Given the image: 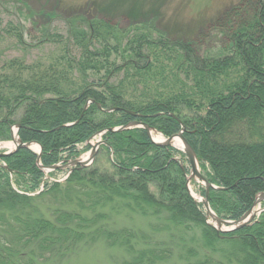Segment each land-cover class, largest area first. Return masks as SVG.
I'll return each mask as SVG.
<instances>
[{"label": "trees", "instance_id": "1", "mask_svg": "<svg viewBox=\"0 0 264 264\" xmlns=\"http://www.w3.org/2000/svg\"><path fill=\"white\" fill-rule=\"evenodd\" d=\"M256 1L259 40L264 42V0ZM153 21L120 31L109 21L67 20L65 41L72 38L79 56L75 65L67 54L60 60L66 70L76 69L84 77L80 83L64 73L0 75L1 140L8 138L11 126L19 125L18 138L40 145L39 164L47 168L75 159L78 145L106 131L102 150L111 155L109 172L72 168L62 183L48 179L59 170L45 177L29 149L2 159L0 264L62 259L81 245L97 242L122 253L120 264L165 263L175 252L185 264H264V212L246 227L217 235L205 224L202 206L188 196L187 170L176 162V149L154 145L143 128L108 131L138 122L170 137L182 125L198 163L213 172L203 171L207 182L219 188L208 192L211 210L223 220L240 219L264 191V63L257 65L258 50L248 51L254 29L232 31V58L199 59L187 44L169 49ZM152 33L160 40L151 39ZM161 52H171L178 72L193 83L187 88L180 82L185 90L180 95H171L175 89L164 85L161 69L158 73L151 68ZM89 71L103 76L87 83ZM122 71L124 78L112 84L109 79ZM173 82L178 84L177 78ZM160 83L164 93L159 92ZM112 108L116 110L105 112ZM202 109L204 116L199 115ZM39 203L47 209L42 211ZM111 217H139L147 221L150 233L108 229ZM199 247L219 255V261L204 258Z\"/></svg>", "mask_w": 264, "mask_h": 264}, {"label": "rangeland", "instance_id": "2", "mask_svg": "<svg viewBox=\"0 0 264 264\" xmlns=\"http://www.w3.org/2000/svg\"><path fill=\"white\" fill-rule=\"evenodd\" d=\"M258 8L256 0H0V75L11 76L18 74L28 78L31 75H40L43 72H48V74L64 73L63 75H66L69 81L80 83L84 77H81L76 69L66 70L65 62L60 60L61 56L63 57L67 54L68 61L75 65V61L78 59L79 53L73 45L72 38L68 43L65 41L68 28V24L66 25L65 23L69 19L80 17L85 18L86 21L95 19L105 22L109 21L120 31L126 30L130 26L134 27L150 20L153 21V18H155L153 21L155 24L154 28L163 33V41L171 44L169 49H173L171 46L176 47L178 44H187L185 46H189L190 49L193 48L194 51L199 53V55L195 54L199 59L232 58L234 56L232 52L234 49L231 39L232 31L237 32L238 29L253 28L254 30L251 33L252 35L254 34V44L248 47V51L252 54L254 50H258L259 59L256 62L260 63L257 65H261V62L264 63V42L259 40L260 28L257 23L260 18L258 17ZM111 11L124 13L129 11L132 17H130V14L129 16L126 14L111 15L109 14ZM131 12L138 15H133ZM228 21H230V24L226 28ZM78 24L77 22L74 26L78 27ZM75 29L78 31V28ZM115 34L121 37L120 33L115 32ZM131 35L133 33L129 31L127 36L131 37ZM56 36L58 38L55 39ZM151 36V39L154 40L159 38L154 33ZM43 39L45 40L43 41ZM95 40L96 38L94 37L92 41L94 42ZM257 40L259 41L255 44ZM65 47H67V51L64 50ZM99 47L100 45L94 46V48ZM158 59L157 62L152 61L151 68L153 71L161 69L164 75L162 76L164 85L175 89V92L173 91L171 95H180V93L185 91L184 87L179 84L180 82H184L187 88L193 86V83L188 78V80H185L183 74L178 72L179 69L171 56V52H161ZM121 61L117 60L116 64L123 65ZM10 64L13 66L9 67ZM261 66L264 67V64ZM124 71L113 75L109 81L117 85L124 78ZM161 71L158 73H161ZM232 73L235 72L232 71ZM102 76L103 72L100 74H95L93 71L86 72L85 82H96ZM176 78L178 84L173 82ZM164 85L160 83V93H164ZM203 105L206 106V104ZM180 107L182 109L184 105ZM184 111L185 113L193 112V110ZM199 115H205L204 109L199 112ZM180 131L181 127L178 132ZM151 135L155 141L168 138L159 131H155ZM97 139L98 137L95 138V140ZM0 145V153L14 146L10 130L6 140L0 139ZM31 150L37 152L35 147L31 148ZM77 150L80 151V149ZM89 153L90 149L86 150L83 148L76 156L78 158L77 161L85 159ZM178 153L180 156L177 155L174 158L179 166L187 170L185 172V188L186 185L189 187V191H191L195 200L190 197L187 191L188 196L192 202L196 203L198 196L200 197L204 192V186L198 180L189 179V163L181 151H178ZM110 157V154L102 150V147H99L96 156L88 167L93 166L92 168L99 172H109L110 165L108 160H110ZM70 168L71 166H68L59 173H54L50 177V181L59 182L63 180L70 174ZM197 168L204 178L205 172H212L206 163H198V160ZM43 173L45 177L48 176L45 170H43ZM254 201L246 213L250 212ZM38 206L42 211L47 209V206L43 203H39ZM255 208L263 209L264 202H260ZM111 218L113 220L110 219L109 222L111 223L108 229H113L112 227H127L135 231L138 230V232L150 233L147 221L139 217L131 220L120 217ZM208 222L210 223V221ZM205 224L207 225L206 222ZM198 253H203L204 258L209 257L214 262L219 261V255L212 254L208 249L199 247ZM122 257V253L108 250L101 242H97L95 245H81L62 259L53 258L37 264H120L123 260ZM159 264H185V262L180 260L175 252L171 261ZM224 264L236 263H228L226 260Z\"/></svg>", "mask_w": 264, "mask_h": 264}, {"label": "water", "instance_id": "3", "mask_svg": "<svg viewBox=\"0 0 264 264\" xmlns=\"http://www.w3.org/2000/svg\"><path fill=\"white\" fill-rule=\"evenodd\" d=\"M89 103L90 102H88L87 105ZM84 109H86V107ZM114 110L115 109L106 110L105 112L109 113V112H112ZM128 113L133 115V113H131V112H128ZM76 123L77 122H74L72 124L63 125L62 128L73 126ZM132 128H143V129H145L150 141L154 145L164 146V147H172L178 151H181L186 156V159H187V161L189 163V167H190L189 179L190 180L191 179L198 180L204 186V193H205L204 197H200V201H195V202L202 205V207L204 209V216H205V221H206L207 225L210 226L217 234L229 233V232L241 229L243 227H246L250 223H252L253 219H255L257 216H259L260 213L264 212V208L263 209H260V208L256 209L255 208V206L259 205L260 202H264V192H262V193L258 194V196L255 198L254 204H253L250 212L246 213L240 219H238L236 221H228V220H223V219L218 218L209 207L207 195H208V192L210 189L219 190V188L214 187L213 185L208 183L207 180L199 173L198 168H197L196 155H195L193 149L190 147V145L187 143V141L182 136V133L184 132L183 126L181 125V131L180 132H178L177 134H175L169 138H165L161 141H155L152 138L151 134L154 133L155 130H153L152 128L148 127L145 124L138 123V122H131V123L127 124L126 126L108 129V131H110V132H121V131H124L127 129H132ZM18 129H19V125L16 124L13 126V128L10 132V136H11V139L14 143V147L12 149H8L7 152H5V153H0V159L11 156L12 154L16 153L19 149H22V148L31 149L33 147H36L38 150V153H37L38 154L37 163H38L39 158H40V154H41L40 145H38L37 143H33V142L32 143H22L17 136V130ZM97 134H102V133H97ZM93 137H91L88 140V142ZM175 142H177L179 144V147L176 146L177 144ZM102 144L104 145V143H102V142H96L94 145H90L91 152L86 157L85 162L77 161V160L71 161V162L67 163L68 165L66 164L64 166H51V167L46 168V170L51 171V170H55L58 168H64L67 166L85 168L93 161L94 157L96 156V154L98 152L99 147ZM186 190L189 192L190 197L192 199H194L193 195H192L191 191H189V187L187 185H186ZM208 221H210V223Z\"/></svg>", "mask_w": 264, "mask_h": 264}, {"label": "bare ground", "instance_id": "4", "mask_svg": "<svg viewBox=\"0 0 264 264\" xmlns=\"http://www.w3.org/2000/svg\"><path fill=\"white\" fill-rule=\"evenodd\" d=\"M112 109H115L116 110V108H112ZM109 110H111V109H109ZM114 110V111H115ZM113 112V111H112ZM171 117H174L173 115H171ZM148 126V125H147ZM148 127H150V126H148ZM151 128V127H150ZM153 129V128H152ZM177 145V147H179V144L177 143V142H175ZM214 190V189H213ZM204 195H205V193H204ZM200 197H204V196H202V194L200 195ZM200 197L198 196V198H197V201H200ZM209 204V203H208ZM201 205V204H200ZM202 206V205H201ZM210 207V206H209ZM202 209H203V207H202ZM211 209V208H210ZM203 211H204V209H203Z\"/></svg>", "mask_w": 264, "mask_h": 264}]
</instances>
